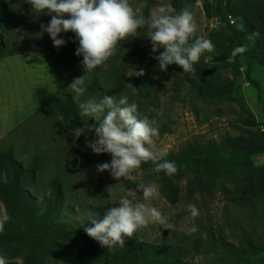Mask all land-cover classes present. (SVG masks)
<instances>
[{
    "label": "trees",
    "instance_id": "16d2710c",
    "mask_svg": "<svg viewBox=\"0 0 264 264\" xmlns=\"http://www.w3.org/2000/svg\"><path fill=\"white\" fill-rule=\"evenodd\" d=\"M172 5L177 11L185 6H192L191 10L194 12L197 0H172ZM246 5L255 22L246 20L232 25L229 20L232 11L225 0L213 1L212 17L218 25L217 32L219 35H228V39L227 42L214 44L213 50L204 52L199 62L194 64L195 72L189 82L197 98L204 101L231 99L235 82L221 79L219 68L226 63L237 66L240 58L245 61L246 78L259 96H262L259 82L252 79L251 75L256 68L264 70V52L258 49V45L261 44L262 47V41L264 42V0H249ZM0 15V60L33 53L64 67L69 77L65 86L55 92L38 87L35 93L39 108L6 136L24 128L36 117L42 119L55 111H59L71 126L92 127L95 121L89 117H81L79 105L92 98L99 102L105 95L113 96L118 101L122 92L127 95L129 104H137L138 118L142 119L146 113L149 119L153 117L149 108H156V100L151 96L148 83L161 70L155 57L164 49L153 52V44L146 39L143 29L137 30L138 36L122 42L116 54L106 62V66L86 73L82 65L83 56L75 54L79 47L75 33H60L57 38L63 39L65 44L56 47L50 35L42 31L41 25H47L54 13H36L27 0H0ZM16 23L29 27L27 32L37 26L39 33L35 35L40 41V47L25 48L24 43L18 41L17 33L11 32ZM11 44L18 47L9 51L7 47ZM124 52L128 57L136 59L134 68L129 66V69H133L131 73L128 71ZM141 69L145 75L132 76L134 70ZM166 70L183 72L175 64L169 65ZM84 75L86 92L78 96L76 101V94L68 87L76 78ZM79 141L85 140L80 138ZM47 157L49 156L44 155L43 151L37 150L29 165L17 160L12 153L0 157V200L9 217L8 220H0L3 224L0 231V257L9 259L7 264H18L12 261L17 256L22 257L23 264L59 261L64 264L72 261L79 264H191L187 261L189 248L147 242L138 233L132 238L125 237L123 247H102L84 230L85 226H93L90 219H85L82 223L67 219V215L74 212V206L68 194L67 179L62 177L60 171L65 166L63 159H58L60 156H54L56 168L50 184L46 186L42 182V174L53 164L50 163L52 156L49 159ZM258 157L264 159V149L252 150L239 141L236 145L216 141L204 145L189 143L180 152L167 153L165 157L166 160L175 162L178 169L175 174L169 176L163 171H154L152 162L142 163L141 170L154 173L160 184L161 196L171 206H175L181 199L179 182L182 179L188 178L185 197L191 199L196 193H211L216 180L223 176L258 169L259 184L240 187L235 195L240 204L249 202L255 208L254 227L244 232L238 245L219 237L216 241H208L207 246L211 249L216 243L224 253L225 258L219 264H264V168H257L255 160ZM60 166L63 168L59 170ZM3 174L6 181L2 178ZM46 187H49L48 191ZM88 211L98 212L92 206L88 207ZM192 248L199 252L200 239L192 240Z\"/></svg>",
    "mask_w": 264,
    "mask_h": 264
},
{
    "label": "rangeland",
    "instance_id": "374dc122",
    "mask_svg": "<svg viewBox=\"0 0 264 264\" xmlns=\"http://www.w3.org/2000/svg\"><path fill=\"white\" fill-rule=\"evenodd\" d=\"M213 1L215 0H199L194 10L198 24L195 38L204 37L210 40L212 45L227 42L228 39V35H219L217 32L218 25L212 17ZM247 1L249 2V0H225V4L232 11V17L229 19L232 25L246 20L255 22L249 15ZM129 2L138 14L145 17H148L152 9L160 3L172 4V0H129ZM28 28L16 23L11 28V32L17 33L18 41L24 43L25 48L40 47V41L35 35L39 33V28L34 26L27 32ZM146 31V28L143 29L145 35ZM145 37L152 43L147 35ZM262 43L263 46L259 44L258 49L264 52V42ZM17 47L11 44L7 50L11 51ZM160 49L163 48H158ZM123 55L127 58L126 65L131 73L133 69H129V66L134 68L136 59L128 57L126 52ZM245 69L243 58L239 59L237 66L226 63L219 68L220 78L233 80L235 86L231 99L216 101H204L195 96L189 82L193 78L192 73L172 70L157 72L148 83L151 96L156 100L157 111L150 112L154 115L149 119L152 126L159 130V136L155 138V148L162 149L166 153H178L189 143L204 145L216 141L236 145L239 141L252 150L264 149V70L256 68L251 75L252 79L258 81L261 86L260 97L258 91L246 78ZM77 97L76 95V101ZM92 128L93 126H71L59 111H55L42 119L36 117L24 128L9 136L0 137V157L12 153L17 160L29 165L37 150L43 151L46 156H52L50 157L52 166L41 176L42 182L47 186L56 168L54 156H60L58 159H63L65 166L64 169L60 166L59 170L62 169L60 170L62 177L67 179L68 194L74 206V212L69 213L67 219L79 223L92 217L97 220L102 219L109 207L118 205L119 198L125 194L126 189H136V184L141 183L157 184L159 197L153 200L152 204L168 217L173 227L164 229L158 224H150L137 233L147 242L169 243L189 248L187 261L191 264L222 263L225 258L224 253L219 250L216 243L211 249L208 248V241H216L220 237L238 245L244 232L254 227L255 208L249 202L240 204L238 196L235 195L240 187L259 184L258 169L223 176L216 180L211 193H196L191 199L185 197L188 178L182 179L179 182L181 199L177 205L171 206L160 194L157 177L150 171L141 170L142 165L134 173L135 182L116 180L109 171L99 172L96 166L104 162L110 163L111 154L98 155L88 147V143L96 139ZM80 138L85 141L80 142ZM255 161L257 168H264L263 158L258 157ZM2 178L6 181L4 174ZM46 188L48 191L49 187ZM141 195L142 193L138 192L134 202H142ZM189 204H194L199 209L200 214L194 220L191 219L188 211ZM89 206L94 207L98 212H89ZM8 218L5 205L0 200V220H8ZM193 224L198 231L189 234L187 229ZM194 239H200L199 252L192 248ZM5 260L9 259L5 258ZM12 261L23 264L21 256H17ZM48 264L64 263L59 261ZM66 264L79 263L72 261Z\"/></svg>",
    "mask_w": 264,
    "mask_h": 264
},
{
    "label": "clouds",
    "instance_id": "9594fccd",
    "mask_svg": "<svg viewBox=\"0 0 264 264\" xmlns=\"http://www.w3.org/2000/svg\"><path fill=\"white\" fill-rule=\"evenodd\" d=\"M36 13L47 12L52 15L47 25H41L53 40L54 46L65 44L58 39L60 33L73 32L79 41L77 56H83L82 65L86 73L92 72L116 54L122 42L139 35L138 29H147L156 52L162 47L163 52L155 57L161 70L175 64L185 73L195 72L194 64L206 51L214 46L204 37H195L198 24L192 6H185L179 11L171 3H160L148 17L137 13L129 0H27ZM199 3V0H197ZM68 17V18H65ZM191 41V42H190ZM127 51L126 49H124ZM142 77L143 69L132 73ZM85 75L76 78L70 85L77 96L85 94ZM81 117L95 121L96 139L88 143L95 154L109 153L111 161L98 164L99 172L109 171L116 180L135 182V172L142 163L152 162L154 171L165 172L171 176L178 169L175 162L165 159L167 153L155 148V138L159 130L152 126L148 116L138 118V106L129 104L127 95L120 93L117 101L113 96L105 95L99 102L94 98L79 105ZM149 108V112H156ZM136 189H126L119 198L118 205L107 209L102 219L90 218L93 226H85L86 234L100 243L102 247L112 248L125 245V237L132 238L141 228L158 224L164 229H172L168 217L152 201L159 197V186L155 183L136 184ZM111 188V187H110ZM109 188V189H110ZM142 193V202H134L137 193ZM191 219L199 216V209L189 204ZM3 224L0 223V231ZM189 234L198 231L193 224L187 229ZM0 264H7L0 257Z\"/></svg>",
    "mask_w": 264,
    "mask_h": 264
},
{
    "label": "crops",
    "instance_id": "0c3cea01",
    "mask_svg": "<svg viewBox=\"0 0 264 264\" xmlns=\"http://www.w3.org/2000/svg\"><path fill=\"white\" fill-rule=\"evenodd\" d=\"M66 69L33 53L0 60V137L25 122L38 108L36 89L65 86Z\"/></svg>",
    "mask_w": 264,
    "mask_h": 264
},
{
    "label": "built area",
    "instance_id": "2783aa9c",
    "mask_svg": "<svg viewBox=\"0 0 264 264\" xmlns=\"http://www.w3.org/2000/svg\"><path fill=\"white\" fill-rule=\"evenodd\" d=\"M232 22V21H231Z\"/></svg>",
    "mask_w": 264,
    "mask_h": 264
}]
</instances>
